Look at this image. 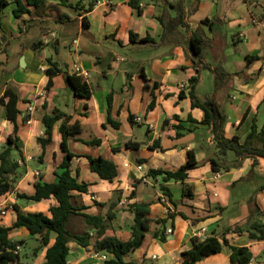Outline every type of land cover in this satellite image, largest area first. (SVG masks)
<instances>
[{
    "label": "crops",
    "instance_id": "crops-1",
    "mask_svg": "<svg viewBox=\"0 0 264 264\" xmlns=\"http://www.w3.org/2000/svg\"><path fill=\"white\" fill-rule=\"evenodd\" d=\"M7 1L9 5L3 10L2 27L6 39L0 42V77L3 79L0 98L8 87L19 95L17 136L23 156L19 166H24L27 171L23 175L19 172L21 178L16 180L13 192L0 196V211L6 210V215L0 217V226L10 227L15 222L13 205L25 213L48 215L49 208L55 204L50 200L31 206L28 205L30 201L17 196L32 195L33 184L40 179L47 183L55 181L54 173L58 172L57 166L64 157L60 148L59 123L53 128L51 142L44 150L37 139L44 138L43 116L56 109L71 117L70 124L80 126L78 138L82 142L102 141L100 146L93 147L82 142H68L70 153L75 155L71 160V174L78 182L88 185L87 194L72 193L76 206H84V213L96 215L91 213L95 206L109 207L120 195L114 207L113 229L121 241L130 238V204L149 202L148 217L152 221L173 215L166 219L163 227L153 224L141 248L129 253L125 262L180 264L181 254L191 247V239L195 238L196 232L205 229L204 237L215 236L223 247L221 253L198 264H228L229 247H247L252 254V264H264V239L251 241L245 230L249 222L264 224V160L259 159V165L253 168L252 160L245 159L238 169L219 173L220 178L214 180L215 173L208 162L212 154V136L210 129L201 124L203 112L193 109L188 98H178L179 92L196 73L190 40L202 38V62L211 68L221 65L233 75L217 95L227 120L225 136L238 135L243 142L253 120L257 130L264 131V0H138L139 15L129 6L130 0H92L95 4L86 14L85 4L77 3L75 10L69 0L70 9L56 0H44L38 9H30L31 15L23 14L19 20L12 14L15 8L12 0ZM179 8L185 27L165 28L159 18L167 24L177 16ZM83 17L88 22L86 29L81 24ZM205 20L210 23L202 24ZM33 29L37 37L33 42L26 41ZM131 33L136 36L134 41L130 40ZM20 37L24 39L17 55L18 59H24V68L19 60L6 58L12 41ZM36 42H41V46L31 49ZM49 47L53 54L49 53ZM54 54L62 58L63 66L53 58ZM247 56L259 59L247 65ZM48 59L65 71L54 75L52 86L47 89ZM72 65L89 73L86 79L92 89L89 99L74 97L67 85L65 74L70 75L68 69ZM6 72L8 75L4 77ZM142 75L148 81L146 91ZM153 85L156 88L153 89ZM213 88L212 72L201 70L197 97L205 99ZM109 94L112 95L110 116L120 123L119 129L106 125ZM151 102L154 106L149 110ZM32 104L33 112L27 113ZM129 115L134 117L133 124L128 121ZM137 119L141 121L138 123ZM165 121H168L166 126L163 125ZM176 126L187 131L176 137ZM12 130L5 110L0 106V148ZM133 144H139V147L134 148ZM189 151L194 153L198 163L188 172L184 183L192 191V201L182 198L181 183H163L160 177L147 176L150 170L177 171L185 164ZM88 156L111 161L116 166L117 178L111 183L100 180L89 171ZM35 164L41 168L33 167ZM138 165L142 166V171L137 170ZM35 172L39 173L38 177L34 176ZM243 181L257 182L249 204L233 199L226 190ZM162 186L171 193L173 203L162 194ZM132 191L135 198L130 200ZM161 197L165 203L161 202ZM230 209L231 215L226 221L224 214ZM124 217L128 219L125 223L122 222ZM75 218L78 216L70 218L72 223ZM168 229L172 230L171 235H166ZM157 230L164 234L165 242L153 237ZM30 237L24 228L13 230L9 235L11 241ZM68 247L67 264L86 259L79 253L72 255V250L79 252L82 248L73 243ZM94 254L110 258L106 253L93 251Z\"/></svg>",
    "mask_w": 264,
    "mask_h": 264
},
{
    "label": "trees",
    "instance_id": "trees-1",
    "mask_svg": "<svg viewBox=\"0 0 264 264\" xmlns=\"http://www.w3.org/2000/svg\"><path fill=\"white\" fill-rule=\"evenodd\" d=\"M63 7L72 8L68 4V0H56ZM44 0H12L15 8L12 14L16 20H19L23 14L31 15L30 9H38ZM94 2H89L84 14L90 12L94 6ZM9 5L7 0H0V33H3V10ZM129 6L139 15L141 13L138 0H130ZM77 9V5L74 8ZM161 24L167 28L182 26L183 22L182 9L179 8L177 16L170 19L167 24L159 18ZM210 22L205 20L202 24L208 25ZM83 29L88 28V22L85 17L81 21ZM136 36L130 34V40L134 41ZM147 41H140L144 43ZM41 42L33 44L31 49L36 50L41 46ZM204 46V39L190 40V51L193 56V68L196 73L191 77L186 86L179 92L178 98L180 100L188 98L191 101L193 109H200L203 112L202 125L210 129L212 136V154L208 157L211 170L214 173H227L231 170L238 169L245 159L252 160V167L256 168L259 165V159L264 160V131H258L255 121L253 120L250 131L243 142L240 141L238 135L231 138L225 136L226 115L218 102L217 95L224 90L225 86L231 80L232 76L226 72L221 65L211 68V65L202 62V48ZM257 56H247V65H251L257 61ZM49 68L46 70L48 82L46 88L52 86L51 78L54 75L63 73L65 68L58 67V65L47 60ZM209 70L214 76V88L210 96L201 100L196 95V87L200 81V71ZM144 79V90H148V81ZM65 80L71 89L74 97L79 99H89L92 95V89L82 76L65 74ZM156 88L155 85L152 87ZM112 95L109 94L107 100V119L106 125L114 129H119L120 123L112 120L110 116ZM20 101L19 95L16 91L8 87L5 89L3 96L0 98V106L4 108L7 121L13 127L12 133L6 138L5 143L0 149V196L9 194L14 191V184L18 179L19 163L23 161L22 152L20 150L18 140V125L17 116L19 111L17 105ZM154 102H151L148 109L151 110ZM176 119V118H175ZM71 117L63 114L59 110H53L50 115H45L42 118V125L44 128V138H38L37 142L44 150V148L51 142L52 130L59 123L58 131L61 135L60 148L64 154L62 162L57 166L58 172H55V181L51 183L38 180L33 184L34 192L32 195L25 194L18 195V199L44 203L53 200L55 204L48 210V215L42 213H25L16 205L12 206V210L16 215V220L10 227L0 226V264H23L20 261L17 247L23 245V241H11L9 238L13 230L24 228L31 237L39 238L40 244L33 250L32 255L37 256L39 252L44 251V258L42 264H67L70 249L68 245L74 243L82 249H87L92 246L93 251L97 253H106L110 258L101 264H132L124 261V258L131 252L141 248L145 240L146 233L153 224L163 227L166 224V219H171L172 214H168L166 219H157L152 221L149 219L150 206L149 202H134L128 206V211L132 215V224L130 226V238L127 241H121L116 237L106 236L108 224H111L116 217L114 207L119 200L112 202L109 205L106 217L99 215H91L84 213L86 210L84 206H76L72 195L73 192L79 194L88 193V185L80 183L71 174V160L75 157L68 149V142H82L78 137L81 134L80 126L70 124ZM128 121L133 124L134 117L128 116ZM168 121L163 123L164 126ZM177 133L176 137L182 136L183 132L187 131L181 126L175 127ZM87 146H100L102 141L100 139H93L89 142H82ZM134 148H138L139 144ZM127 147L128 144H126ZM15 155L18 160H14ZM88 161L89 171L97 175L102 181L109 183L117 178L116 166L109 160L102 157L92 158L86 157ZM198 163L193 152H187V160L175 172H165L161 170H150L148 177H160L163 183L176 182L181 183L182 198L192 201L193 194L191 189L184 185L188 172L194 170ZM161 192L167 199L172 202V195L167 188L161 187ZM135 193L132 191L128 199H134ZM103 206V205H101ZM252 215V212H251ZM72 216L80 217L84 224L89 228L83 233L71 232L67 224ZM251 241H261L264 239V224L257 222H249L245 227ZM94 232L93 235L90 233ZM54 235V240L51 242V235ZM153 237L160 242H165L166 237L159 230L155 231ZM191 247L189 250L181 254L180 264H198L203 259L221 253L223 244L215 236H209L205 239L192 238L190 241ZM224 244H226L224 242ZM231 253L229 255L228 264H249L252 260V254L247 247H229Z\"/></svg>",
    "mask_w": 264,
    "mask_h": 264
},
{
    "label": "rangeland",
    "instance_id": "rangeland-1",
    "mask_svg": "<svg viewBox=\"0 0 264 264\" xmlns=\"http://www.w3.org/2000/svg\"><path fill=\"white\" fill-rule=\"evenodd\" d=\"M50 1H52V0H50ZM89 2H92V0H69V3L72 4L74 8H75V5L77 3L85 4V6L87 7ZM30 32L31 33L27 36L26 41H32L33 42L34 39L37 37L35 35L36 31H35V29H33ZM4 37L5 36L2 33H0V42L2 41V39ZM23 39H24V37H22V38L20 37L19 39H14L12 41V43H11L12 47H11L10 51L8 52L7 57H6V58H9L10 61L19 60V63H20V60L22 57H20L18 59L17 53L20 52V44H22ZM48 51H49V53L53 54L50 47L48 48ZM3 57H4V55H3ZM53 58L63 66V60H62V58H60V56H56V54H54ZM2 61L4 63V58ZM205 74H209V73L205 71ZM7 75H8V72H6L4 77H6ZM209 76H210V74H209ZM2 83H3V79H2V77H0V84L2 85ZM143 134H145L144 130H143ZM14 160H18L17 155H15ZM33 167L41 168V166L39 164H35ZM26 171L27 170H25L24 166H21V168H19V170H18V176L19 177L17 180H19L21 178V175H19V174L21 173L23 175ZM256 183H257L256 181H247V182L243 181V182L237 183L235 188H232V186H228L226 190L229 192V194H231L233 199H239V201H241V203L249 204L250 201L252 200L253 195H254V189L257 185ZM258 183H260V182L258 181ZM119 196L117 198L118 200L120 199ZM28 203H29L28 205H31V206L38 205V203H35V202H31V203L28 202ZM24 204H25V202L23 203V205ZM108 208L109 207L95 206L94 210L91 211V213L105 218L107 213H108ZM230 212H231V209L229 211H227V214H224L226 221H227V218L231 215ZM74 220H75L74 223H72V219H70V221L67 225V227L70 231H72L73 233L80 234V233H83V232L89 230V228L84 224V222L81 218L78 217V218H75ZM127 220L128 219L126 217H124L122 222L125 223ZM113 223L114 222H112L111 224H108V227L106 230V235L116 237L117 232L113 229ZM93 234H94V232H93ZM21 240L24 243L20 247V250L18 251L19 252L18 254L20 256V261L23 264H41L43 261L44 251L42 250L41 252H39L36 257L32 255L33 250L36 247H38L40 244L39 238L30 237L29 239H21ZM51 240L52 241L54 240L53 234L51 235ZM77 253H79L78 255L80 257H84V256L86 257V259H84L83 262H80L77 264H92V263H95L97 261L96 259H92L94 257L93 249H82L79 252H75L74 250H72V255H76ZM146 264H155V262L154 261H147Z\"/></svg>",
    "mask_w": 264,
    "mask_h": 264
},
{
    "label": "built area",
    "instance_id": "built-area-1",
    "mask_svg": "<svg viewBox=\"0 0 264 264\" xmlns=\"http://www.w3.org/2000/svg\"><path fill=\"white\" fill-rule=\"evenodd\" d=\"M42 71H44V70H42ZM68 73L70 75L82 76L85 79L89 78V73L87 71L83 70L82 68L76 66V65H72V67H70V69H68ZM33 110H34V105L33 104L29 105L28 108H27V113H32ZM140 121H141L140 119H137L138 123ZM137 170L138 171H142L143 170L142 166L138 165L137 166ZM34 176L38 177L39 173L35 172ZM219 178H220V174L219 173H215L214 180H218ZM142 181H145V179L143 178ZM161 202L165 203V199L163 197H161ZM5 215H6V210L1 209L0 217H3ZM205 231H206L205 229H201L198 232H196L195 238H197V239H205V237H204ZM171 234H172V230L168 229L166 231V235H171ZM16 251L17 252L19 251V247H17ZM94 258L97 259V261L100 262V263L108 260V257L106 255L94 254ZM153 259H154V257H153ZM249 264H252V262L250 261Z\"/></svg>",
    "mask_w": 264,
    "mask_h": 264
},
{
    "label": "water",
    "instance_id": "water-1",
    "mask_svg": "<svg viewBox=\"0 0 264 264\" xmlns=\"http://www.w3.org/2000/svg\"><path fill=\"white\" fill-rule=\"evenodd\" d=\"M5 37L2 39V42H4L5 41ZM20 66L22 67V68H24V59L23 58H21V60H20Z\"/></svg>",
    "mask_w": 264,
    "mask_h": 264
}]
</instances>
